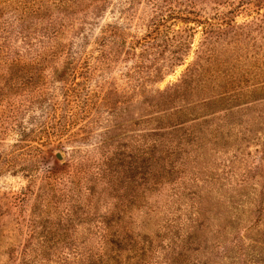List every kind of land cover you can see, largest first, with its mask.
I'll use <instances>...</instances> for the list:
<instances>
[{
    "label": "rangeland",
    "instance_id": "rangeland-1",
    "mask_svg": "<svg viewBox=\"0 0 264 264\" xmlns=\"http://www.w3.org/2000/svg\"><path fill=\"white\" fill-rule=\"evenodd\" d=\"M184 1L171 5L186 16ZM195 10L199 24L167 13L151 29L148 0H106L72 66L13 42L22 59L0 60V264L121 255L124 238L150 247L144 264H264V6Z\"/></svg>",
    "mask_w": 264,
    "mask_h": 264
},
{
    "label": "trees",
    "instance_id": "trees-1",
    "mask_svg": "<svg viewBox=\"0 0 264 264\" xmlns=\"http://www.w3.org/2000/svg\"><path fill=\"white\" fill-rule=\"evenodd\" d=\"M104 1L106 0H0V60L10 59L8 53L13 54V56L16 55L18 61L21 60L22 56L20 54L11 52L13 42L20 40L29 49L34 48L35 44L39 43L44 47L40 49L47 51L46 57L54 58L56 61L63 60L70 66L74 65L77 61L76 57L79 55V52L75 50L77 48L80 50L84 48L85 44L89 43V37L83 32L85 29L82 24L88 25L87 19L90 16H97L102 12ZM173 1L148 0L154 9L153 15L157 17L152 22L151 29H160L161 26L168 27L165 25L169 22L167 13L172 20L180 19L189 22L194 21L196 24L201 23L195 9L202 5L204 0H185L184 11L186 16L183 12L175 13L171 5ZM246 2H255L261 4V7L264 6V0H245ZM77 24L81 25L78 29L75 28ZM167 29L169 31L172 28ZM111 37L114 38V36ZM160 37H162L161 34ZM119 38L120 41H113L114 45H123L121 36ZM75 40L81 44L76 43ZM103 40L104 38L101 37L96 44L102 46L104 44ZM158 41L159 39L153 38L148 46L150 47L151 45L153 51H155L154 48L156 47H154V44L156 43H158V47H163ZM168 41L166 39L165 48L170 47ZM138 43L141 44V42ZM31 58L42 59V55L40 52H36L35 55H31ZM138 68L140 70L143 67L139 66ZM73 75H76V73ZM181 88V86H177L176 90L179 91ZM179 113L183 112L179 111ZM134 239L128 240L124 238V248H119L123 250V253L126 252L125 254L128 256H124L123 253L115 255V251L112 250L113 255L102 252L81 258H59L58 262L59 264H144L139 262V260L142 261L147 257L150 247L142 246L145 244H141V238L140 240ZM103 242L104 246H106V241L103 240ZM142 251L146 252V254L143 256L137 254ZM40 261H43L42 264H56L50 258H42ZM170 262L175 264L173 260L157 264H171ZM35 264H37V259ZM244 264L246 263L244 262Z\"/></svg>",
    "mask_w": 264,
    "mask_h": 264
},
{
    "label": "water",
    "instance_id": "water-1",
    "mask_svg": "<svg viewBox=\"0 0 264 264\" xmlns=\"http://www.w3.org/2000/svg\"><path fill=\"white\" fill-rule=\"evenodd\" d=\"M56 158H57V160H59V161H62V160H63V156H62V154H60V153L56 156Z\"/></svg>",
    "mask_w": 264,
    "mask_h": 264
}]
</instances>
